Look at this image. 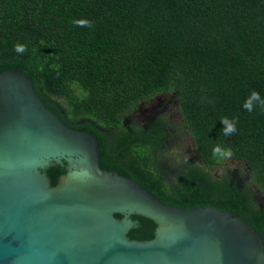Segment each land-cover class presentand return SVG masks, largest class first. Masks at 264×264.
Returning <instances> with one entry per match:
<instances>
[{"label": "trees", "instance_id": "1", "mask_svg": "<svg viewBox=\"0 0 264 264\" xmlns=\"http://www.w3.org/2000/svg\"><path fill=\"white\" fill-rule=\"evenodd\" d=\"M8 71L29 77L66 124L98 138L103 170L169 206L229 210L264 240V109L243 107L253 90L264 97V0H0V73ZM159 95L178 103L199 162L165 148L170 119H135ZM223 117L238 118L236 133L223 135ZM217 143L231 148L240 175L214 174ZM47 172L56 186L67 171ZM133 219L128 239L152 240L154 222Z\"/></svg>", "mask_w": 264, "mask_h": 264}, {"label": "water", "instance_id": "2", "mask_svg": "<svg viewBox=\"0 0 264 264\" xmlns=\"http://www.w3.org/2000/svg\"><path fill=\"white\" fill-rule=\"evenodd\" d=\"M99 146L48 108L29 77L0 73V264H264L251 223L162 203L103 170ZM57 165L67 172L53 186L47 171ZM134 216L154 222L152 240L128 239Z\"/></svg>", "mask_w": 264, "mask_h": 264}, {"label": "flooded vegetation", "instance_id": "3", "mask_svg": "<svg viewBox=\"0 0 264 264\" xmlns=\"http://www.w3.org/2000/svg\"><path fill=\"white\" fill-rule=\"evenodd\" d=\"M154 100H159V103L153 106V108L150 110V112L152 111L151 112L152 114L146 117L145 120L144 119L138 120V123H143L145 125H148L149 121H155L160 116H164L165 118L170 119V125L167 128L168 141L166 142L165 148L170 149L174 156L175 152H177L178 147L182 145L185 148L184 156L182 157L185 158L187 161L194 160L196 162H199V159L196 153L194 152V145L192 140L189 138L187 132L182 130L181 128V116L178 111V103L173 99V95H159ZM153 101L149 102L148 104H151ZM148 104H143L139 108L138 112L143 106H146ZM138 112H136V114ZM234 171L236 175H240L239 169H235ZM257 198H260V202H261L260 206L264 208V197L261 194H259Z\"/></svg>", "mask_w": 264, "mask_h": 264}, {"label": "clouds", "instance_id": "4", "mask_svg": "<svg viewBox=\"0 0 264 264\" xmlns=\"http://www.w3.org/2000/svg\"><path fill=\"white\" fill-rule=\"evenodd\" d=\"M74 23L79 27H92V22L87 19H78L75 20ZM14 50L18 55H22L27 51V45L17 43L14 46ZM257 105L264 109V97H261L258 91L253 90L246 98L243 107L245 110L252 112L255 110ZM220 122L223 125L221 131L224 136H231L236 133L238 118L230 119L228 117H223ZM212 156L217 161V163L222 166L221 172H223V169L226 167V165L227 168L232 167L231 165H228V161L232 160L233 157V152L230 147L222 143H217L212 148Z\"/></svg>", "mask_w": 264, "mask_h": 264}, {"label": "rangeland", "instance_id": "5", "mask_svg": "<svg viewBox=\"0 0 264 264\" xmlns=\"http://www.w3.org/2000/svg\"><path fill=\"white\" fill-rule=\"evenodd\" d=\"M157 103H159V100H154L151 104H148L146 106H143L140 109V111L135 115V119L136 120H140V119H144L145 120L146 117H148V116H150L152 114L151 113L152 111L150 112V110L153 108V106L157 105ZM182 147L183 146L181 145L180 147H178L177 152L174 151L175 152V154H174L175 157H180V156L182 157V156H184V149L185 148L183 147V149H182ZM194 152H195V150H194ZM228 165H231L232 166L231 168H229V169H232V170L239 169L242 166L241 165V162L235 161L234 159L228 161ZM226 168H227V165H226V167L224 169H226ZM221 173H222L221 172V168H219L215 172L216 175H219Z\"/></svg>", "mask_w": 264, "mask_h": 264}]
</instances>
